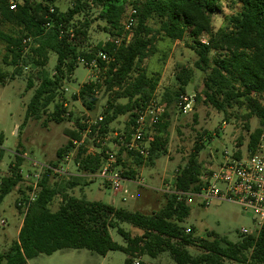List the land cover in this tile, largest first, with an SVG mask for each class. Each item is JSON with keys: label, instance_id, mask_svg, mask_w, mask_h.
Returning a JSON list of instances; mask_svg holds the SVG:
<instances>
[{"label": "trees", "instance_id": "16d2710c", "mask_svg": "<svg viewBox=\"0 0 264 264\" xmlns=\"http://www.w3.org/2000/svg\"><path fill=\"white\" fill-rule=\"evenodd\" d=\"M222 1L74 0L72 8L61 12L55 6L56 0H20L14 9L10 8V0H0V23L12 25L19 33L18 36L10 35L0 26V41L7 45L3 62L15 68L14 75L22 74L24 67L29 65L39 69L36 73L38 86L27 105L25 122L31 118L41 119L51 106L53 121H71L74 113L64 105V101H68L62 89L65 80H69L79 66V57L89 59L101 51L108 53L109 63L100 60V66L105 69L98 78L101 82L86 83L79 96L74 95V99L83 100L89 110L97 104L102 88L109 95L103 121L91 125V131L74 157L78 172H98L106 162L107 148L90 154L87 153L89 144L112 134V124L121 116L130 117L128 133L129 126L135 124L137 112L154 98L160 75H149L144 62L156 53L157 37L160 35L171 41H183L188 37L191 40L189 47L198 56L195 67L204 73V101L225 115L229 109H245L247 119L259 120L260 126L251 134L248 146L253 154L264 135V0H236L241 9L229 18L230 31H216L213 15L221 10ZM89 5L100 10L96 19L104 24L103 32L111 38L127 36L126 8L136 9L137 23L131 39L124 40L120 46L110 40L99 43L93 51H84L90 22L75 21V18ZM152 21L160 27L155 29ZM27 37L33 39L29 53L23 45V39ZM203 38H207L206 42ZM49 51L56 53L58 58L54 74L45 69ZM213 52L216 54L212 55ZM0 78L3 79L1 72ZM192 78L193 70L182 68L177 73L178 89L165 91L162 100L167 111L156 128L149 156L143 158L124 149L119 151V155L126 152L132 159L130 170L123 171L125 177L136 178V169L154 165L166 153L169 110L178 108L179 97L185 94ZM36 80H28V90L33 88ZM195 96L198 100L199 96ZM66 113L69 116L65 117ZM87 121L82 116L75 119V128L67 131L68 144L58 151L59 159L72 151L75 141L83 139V132L89 129ZM246 129L250 130L248 124ZM2 142L3 135L0 134V144ZM200 151L201 147L196 145L188 163L177 171L173 182L177 191L200 189L204 176L198 160ZM233 158L242 157L238 153ZM22 164L23 156L19 153L9 174L0 182V205L25 181ZM53 166L58 167V163ZM52 173L50 170L43 173L39 181L40 192L23 217L18 239L8 251L0 252V264H27L28 260L41 254L52 255L66 249H86L102 256L121 251L127 256L125 264H134L135 259L144 256L156 259L165 252L175 264H226L228 261L264 264V226L257 235L241 232L237 241L215 232H208L201 238L196 236L194 227L186 232L183 223L190 216L192 205L179 200L176 194L165 193L164 206L159 211L145 214L78 198L69 191L80 185L79 178L51 183ZM21 194L26 192L21 190ZM57 196L61 197V203L54 211L51 205ZM16 205L18 207V202ZM125 223L142 234L133 235L122 226ZM111 230L117 231L124 245L113 240ZM191 248L197 253L193 254Z\"/></svg>", "mask_w": 264, "mask_h": 264}, {"label": "rangeland", "instance_id": "374dc122", "mask_svg": "<svg viewBox=\"0 0 264 264\" xmlns=\"http://www.w3.org/2000/svg\"><path fill=\"white\" fill-rule=\"evenodd\" d=\"M30 1L41 2L43 0ZM10 2L16 4L20 0H10ZM73 5L74 0H56L55 2V6L61 12L68 11ZM131 9L132 6L126 8V16ZM240 9L241 5L236 0H223L221 10L213 15L215 30L230 31L229 18ZM99 12L98 8L89 5L83 13L75 18V21L88 20L90 22L88 39L83 46L84 51H93L99 43L115 39L103 32L104 24L96 19ZM151 24L155 29L160 27L155 21H152ZM0 26L10 35H19L17 29L8 23H0ZM126 32L127 40H130L132 33ZM124 35L120 37L126 38ZM203 40L206 41L207 38H203ZM189 44H191V40L188 37L183 41H171L159 35L156 41V53L144 62V67L149 75H160V82L154 94L158 100L163 99L166 90L176 91L178 89L177 73L182 68L193 70L192 82L187 86L185 94L192 97L198 95L199 99L195 98L192 109L188 113H181L178 108H170L167 118L169 127L167 129L166 153L161 155L154 165H145L136 169V178H132L134 182L125 184L129 191L128 194H125L115 192L101 178H86L82 176L83 173L78 172L74 162V157L79 151L78 146L75 145L72 151L62 159L58 157V151L68 144L67 131L75 128L74 121L78 116L92 121L103 116L109 96L108 93H105V88L100 90L98 102L92 110H89L80 98L74 99V95L79 96L84 84L96 77L100 78L102 73L95 72L94 77L92 70L78 64L79 66L69 80H65L64 87L69 89L66 92L69 111L74 113L71 121L65 120L61 123L53 121L50 117L53 112L51 106L41 119L31 118L25 122L27 105L38 86L36 73L39 69L34 65H29L28 68L24 67L22 74L14 75L15 68L3 62L7 45L6 42L0 41V72L3 77V79L0 78V134L3 135V142L0 144V182L3 177L9 174L11 165L16 162V155L21 153L24 178L25 175L33 174L36 171L33 162L51 165L57 162L63 173H52L51 183L67 182L72 177H77L80 180V185L71 189L70 194L90 201H100L117 208L151 214L164 206L166 186L173 185L177 171L188 163L196 145L201 147L198 160L203 166L202 171L206 174L217 169L226 158H233L238 153L242 158L249 157L251 155L248 148L250 136L260 126L259 120L257 118L247 119L245 109H229L228 114L225 115L204 101L205 97L202 95L204 73L196 69L195 63L198 56L189 47ZM215 54L213 52L212 55ZM48 58L45 69L54 74L57 54L49 51ZM30 78L36 81H34L33 88L28 90ZM129 123V115L118 118L112 124V134L101 143L92 141L87 153L97 154L102 152L103 148H107V158L112 157L116 161L117 169L130 170L132 159L126 152L119 155L120 152L114 148L115 133L126 132ZM247 124L250 126L249 131L246 129ZM128 130H132V126H129ZM260 145L263 146L261 150L264 156V137H262ZM108 150L112 155L107 154ZM24 180L19 187L5 197L0 205V252L8 251L13 242L18 239L23 215L16 204L22 195L20 190H26V187L31 183L26 178ZM60 203L61 197L57 196L51 205L52 210H57ZM2 221L5 223L3 224ZM122 226L130 230L133 235L142 234L140 230L131 228L129 224L125 223ZM183 226L194 227L196 236L201 238L206 237L208 232H215L232 241H237L243 229L253 232L257 225L253 216L240 206L223 202L212 203L206 207L192 205L191 214ZM111 236L115 242L124 245L123 239L116 230H111ZM190 250L193 254L197 253L193 248ZM126 258V254L121 251H111L106 256H102L86 249H66L52 255L41 254L28 260L27 264H125ZM138 261L143 264H175L167 252L160 254L156 259L144 256L135 259L134 262ZM226 264L242 263L228 261Z\"/></svg>", "mask_w": 264, "mask_h": 264}, {"label": "built area", "instance_id": "2783aa9c", "mask_svg": "<svg viewBox=\"0 0 264 264\" xmlns=\"http://www.w3.org/2000/svg\"><path fill=\"white\" fill-rule=\"evenodd\" d=\"M16 4H11L10 8L14 9ZM53 12L54 9H51ZM137 10L132 8L124 21L125 30L133 33V29L137 23ZM126 38L120 36L114 39L117 46H120ZM131 39V38H130ZM129 41V40H128ZM206 42L205 40H202ZM33 39L27 37L23 39L24 49L29 53ZM100 60L106 63L111 61V57L106 52H99L92 58H78V64L84 65L86 68L95 72L102 73L105 69L100 66ZM93 78V77H92ZM101 82L98 77L92 79L91 82ZM69 89L64 87L63 91L66 92ZM96 94L99 91H95ZM195 95L187 96L182 94L178 100V109L181 113H188L192 109V105L195 102ZM65 107H68V101H64ZM167 108L163 100H158L156 96L152 98L141 110L137 112V118L135 124L132 126V130L128 133H115L116 142L114 148L120 151L124 149L128 152L136 153L137 155L147 158L150 154L149 148L151 142L154 140V136L157 134L156 128L163 120V116L166 113ZM69 116V113L65 114V117ZM103 121V116H100L98 120H88L89 129L83 132V139L81 141H75L76 146L82 145L85 138L91 131V125ZM264 137V136H263ZM98 138L97 143H101L102 140L107 139ZM262 145H259L257 151L246 158H226L224 162L219 164L218 168L211 170L209 173H204L202 185L199 190H187L177 191L172 186H166V193L176 194L179 200H185L188 204L200 205L203 207L209 206L212 203L229 202L240 206L244 211L250 213L254 221L256 222V228L253 232L248 229H243L244 234H258L261 228L264 226V156L262 155ZM108 155H112L110 150L107 151ZM116 161L110 157L106 159V162L100 168L98 172L86 173L82 175L86 178H101L103 179L115 192H121L128 194L126 189V183H133V179H129L124 176L123 171L115 167ZM33 167L36 171L32 174L25 175V178L29 180L30 186L26 187L25 195H21L18 200V207L23 215L29 210L30 205L36 200L39 192V181L42 175L47 170L53 173H63L61 167H55L48 163L33 162ZM22 173V171H21ZM23 174V173H22ZM24 178V179H25ZM139 184L143 185L141 182ZM21 191V190H20ZM4 224L5 222L2 221ZM186 232L189 233L190 229L187 228ZM134 264H140L134 262Z\"/></svg>", "mask_w": 264, "mask_h": 264}, {"label": "crops", "instance_id": "0c3cea01", "mask_svg": "<svg viewBox=\"0 0 264 264\" xmlns=\"http://www.w3.org/2000/svg\"><path fill=\"white\" fill-rule=\"evenodd\" d=\"M78 175H80V174H78Z\"/></svg>", "mask_w": 264, "mask_h": 264}]
</instances>
